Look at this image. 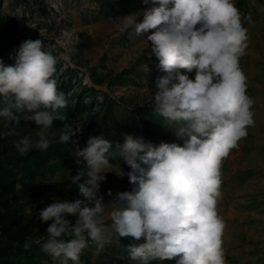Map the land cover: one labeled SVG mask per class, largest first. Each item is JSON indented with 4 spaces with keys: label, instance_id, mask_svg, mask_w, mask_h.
<instances>
[{
    "label": "clouds",
    "instance_id": "clouds-1",
    "mask_svg": "<svg viewBox=\"0 0 264 264\" xmlns=\"http://www.w3.org/2000/svg\"><path fill=\"white\" fill-rule=\"evenodd\" d=\"M143 2L154 6L114 18L118 35L131 29L135 37L150 42V55L166 73L155 80L154 112L172 126L183 124L177 135L188 139L183 146L154 145L124 134V142L115 148L130 169L126 175L133 187L106 204L100 187L114 146L103 134L90 136L76 153L78 165L84 166L72 175L83 199L53 195L38 213L48 224L47 236L29 238L23 245L28 250L39 243L58 264H82L89 240L103 250L122 238L135 241L126 250L138 264H227L226 223L218 203L223 161L255 124L254 101L247 95L248 78L240 65L249 40L244 19L251 17H244L234 0ZM42 47L39 39L25 40L13 65L0 60V118L9 125L33 121L38 129L35 138L25 135L15 142L21 156L50 147L47 130L57 110L68 104L55 78L57 59ZM193 71L191 79L188 73ZM71 136L62 133L60 142ZM117 175H125L120 167Z\"/></svg>",
    "mask_w": 264,
    "mask_h": 264
},
{
    "label": "rangeland",
    "instance_id": "rangeland-1",
    "mask_svg": "<svg viewBox=\"0 0 264 264\" xmlns=\"http://www.w3.org/2000/svg\"><path fill=\"white\" fill-rule=\"evenodd\" d=\"M126 1L136 6L135 13L139 14L154 6L143 0ZM234 2L244 17H251L250 21L244 19L249 40L240 65L248 78L247 95L254 101L255 124L223 161L218 213L226 223L223 247L227 264H264V0ZM100 6L96 0H0V16L16 22L20 33L17 39H39L42 50L51 51L56 57L58 87L63 80H68L64 79L66 71L72 70V84L77 94L82 93L81 103L73 98V93L67 95V106L58 109L57 119L47 130L52 141L50 150L59 146L65 151L63 156L55 155L47 160L46 174L38 180L39 202L27 209L32 217L52 202L53 195L71 201L83 199L78 185L72 181V175L84 166L78 165L76 153L86 146L90 136L100 135L107 115L106 98L133 110L153 107L151 94L156 91L155 80L166 75L158 69L155 56L150 55V42L143 36L135 37L131 29L118 35L117 22L108 15V10L99 13ZM188 75L194 79L195 71ZM85 89H93L94 98L88 92L83 93ZM70 106H79V109L65 115ZM168 124L171 131L152 134L155 144L168 142L183 146L188 137L177 135L183 124ZM62 133L72 135L69 142H60ZM115 154H119L118 150ZM109 159L111 166L105 169L106 180L100 187L106 204L116 193L133 187L126 175L130 169L120 154ZM119 167L125 173L123 177L117 175ZM52 181L56 184H49ZM33 228L41 236L45 235V223L39 217L34 220ZM122 239L135 243L132 238ZM108 250V245L100 250L89 240L81 258L97 264L98 256ZM112 256L115 260L124 259L118 254ZM158 264H175V260L158 261Z\"/></svg>",
    "mask_w": 264,
    "mask_h": 264
},
{
    "label": "trees",
    "instance_id": "trees-1",
    "mask_svg": "<svg viewBox=\"0 0 264 264\" xmlns=\"http://www.w3.org/2000/svg\"><path fill=\"white\" fill-rule=\"evenodd\" d=\"M101 6L98 10L103 13L108 10V15L112 18L123 17L135 13L138 8L126 0H96ZM20 35L16 22L12 19L0 16V60L5 65H13L14 57L20 45L25 39H17ZM12 57V58H10ZM56 66V73H58ZM62 86L58 87L63 91L66 97L73 93L81 103L80 96L77 94L75 86L72 84L74 73L72 70L66 71ZM76 77V76H75ZM88 95L95 96V91L89 89ZM107 115L100 135L109 139L113 143V156L115 154V144L124 142V134H130L134 137H143L146 142L155 144L152 138L154 132L171 131L166 120L154 112L153 107H144L133 110L124 104H118L111 99H107ZM111 101V102H110ZM79 106L67 107L65 115L74 114ZM58 111V110H57ZM82 111V110H81ZM79 111V112H81ZM37 126L33 121H24L16 125L7 124L3 118H0V264H58L46 253L41 251L39 243H33L31 248L25 250L24 243L31 238L33 241H39L41 234L33 228L34 220L39 217L34 213L32 217L27 213L29 205H35L39 202V182L46 174L45 164L47 160L55 155L63 156L64 148L57 147L56 150L40 151L32 149L26 155L21 156L15 142L25 135H32L35 138ZM55 149V148H54ZM118 161V159H115ZM73 174V171H70ZM43 208H40L42 210ZM39 210V211H40ZM35 211V210H34ZM73 219L72 217H68ZM45 223L43 234L47 236ZM132 242L121 240L120 244L112 243L108 245L109 250L98 256L97 264H138L129 258L126 246ZM113 254L123 256L124 259H113ZM82 264H90L89 260L82 259ZM71 264V262H69ZM150 264H158V261H150Z\"/></svg>",
    "mask_w": 264,
    "mask_h": 264
}]
</instances>
